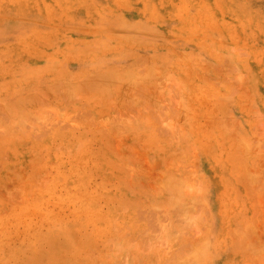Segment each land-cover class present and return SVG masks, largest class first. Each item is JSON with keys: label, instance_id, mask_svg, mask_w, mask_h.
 <instances>
[{"label": "rangeland", "instance_id": "374dc122", "mask_svg": "<svg viewBox=\"0 0 264 264\" xmlns=\"http://www.w3.org/2000/svg\"><path fill=\"white\" fill-rule=\"evenodd\" d=\"M0 264H264V0H0Z\"/></svg>", "mask_w": 264, "mask_h": 264}]
</instances>
